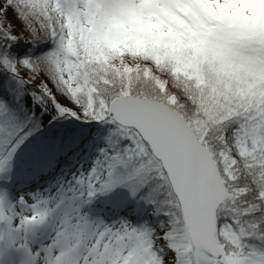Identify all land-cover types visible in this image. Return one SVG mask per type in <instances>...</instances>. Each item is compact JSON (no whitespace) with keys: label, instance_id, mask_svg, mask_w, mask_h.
Segmentation results:
<instances>
[{"label":"snow or ice","instance_id":"6c2138e0","mask_svg":"<svg viewBox=\"0 0 264 264\" xmlns=\"http://www.w3.org/2000/svg\"><path fill=\"white\" fill-rule=\"evenodd\" d=\"M255 17L252 0H0L6 46L25 33L56 45L20 61L0 50V66L40 79L55 99L50 79L75 106L62 114L117 125L109 150L74 182L15 204L0 195V264L13 252L9 264H264V29ZM137 18L187 37L184 50L105 39ZM31 134L0 99V172ZM118 186L162 219L105 223L83 212Z\"/></svg>","mask_w":264,"mask_h":264},{"label":"trees","instance_id":"16d2710c","mask_svg":"<svg viewBox=\"0 0 264 264\" xmlns=\"http://www.w3.org/2000/svg\"><path fill=\"white\" fill-rule=\"evenodd\" d=\"M12 17L15 18L13 11ZM133 20L135 21L134 23H132ZM133 20L125 22L123 25L117 24L113 26L106 37L111 38L114 42L123 41L124 44H153L159 42L161 47L168 45L170 48H175L178 53L183 51L184 45L188 43L187 38L181 41L178 38L170 37L163 39L160 30H154L145 19L138 18ZM12 23L15 25V31H21L22 26L18 20H16V23L13 21ZM119 27L124 30V34L121 35L118 32ZM26 36L27 33H25L24 37L8 41L7 46L4 41H0V50L6 51L10 58L20 61L25 58L46 55L56 47L55 43L46 37L29 40L25 38ZM121 36H123V39ZM198 38L197 36H192V44L195 47H202ZM34 83L35 81L29 82L21 79L3 66H0V99L6 100L13 108L19 109L20 115L27 121L28 128L32 133L14 153L6 169L0 172V179L7 177L6 175L9 174L11 169L14 170V167H18L17 169L21 173H29L31 175L34 174V170L42 167L48 168V162L53 156L74 144L76 153L74 154L72 150V155H74L73 158L78 161L80 167L72 171L66 165L65 168L63 167L64 169L61 168L57 173L58 176L51 179L49 183L56 187L61 186L59 182H74L79 174L90 170L96 161L103 156H97L100 150V143H104L110 148V141L114 138L117 125L107 120H101L93 122V124L88 126V129L82 130L87 123L86 120L72 119L67 115H63L59 108L54 105V99L46 92H38L34 87ZM53 86L55 88L54 84ZM15 90L19 92L18 97L14 95ZM36 92L40 93L42 100L38 99V93ZM55 92L59 97L63 95L56 88ZM15 156L19 157V162H24L25 164H22L21 167L19 165L15 166L13 164L16 160ZM87 165H90V168H86ZM129 192L127 188L118 186L110 192L98 193L95 199L100 195H111L108 198L109 201L114 205L120 204ZM125 204L126 207L117 219L132 220L137 225H140L141 222L142 224L156 225L162 219L157 214L154 205L142 196L133 197L131 195ZM137 213H141V219Z\"/></svg>","mask_w":264,"mask_h":264},{"label":"rangeland","instance_id":"374dc122","mask_svg":"<svg viewBox=\"0 0 264 264\" xmlns=\"http://www.w3.org/2000/svg\"><path fill=\"white\" fill-rule=\"evenodd\" d=\"M252 3H253V4L255 5V7H256V17H255V20H254L253 24H254V26H255L256 29H264V5H260L259 2H258V0H252ZM8 18L11 19L13 22L16 23V19L12 17V10H11V9L8 10ZM137 19H138V18H137ZM145 20H146V19H145ZM155 21H156V18H155V17H152V22L155 23ZM134 22H135V21L133 20L132 23H134ZM153 29H154V30L158 29V30H160V33H164V35H161V37H162L163 39H166L167 37H170V38H178V39H180V41H181V40H184L185 38H187V37H185V36L176 37V36H174V35H170L169 32H168V28H167V27H164L163 25H161L159 28L153 27ZM118 32H119L121 35L124 34V30H123L122 28H120V27L118 28ZM122 37H123V36H121V38H122ZM105 39H107L108 41H110V42H112V43H115V44H124L123 41L114 42V41H113L111 38H109V37H106ZM122 39H123V38H122ZM187 39H188V38H187ZM198 40H199V42H200V38H198ZM41 79H48V77H47V75L45 74L44 76L41 77ZM34 84H35L34 87L36 88V90H37L38 92H40V91H42V92H46V91L44 90V88L40 86V79L35 80V83H34ZM48 88L51 89L52 92H53V94L55 95V99H54L55 103H54V105H55L57 108H59V110H60V106H61V105H68V106H70V107H75V106L72 104V102H71L69 99H67L64 95H62V96L59 97V95L56 94V92H55V88H54V86H53V84H52V82H51L50 79H48ZM38 92H36V93H38ZM46 93H47V92H46ZM14 95H15V97H18V95H19L18 90H15V91H14ZM37 97H38V99L42 100V98H41V96H40V93L37 94ZM52 103H53V101H52ZM63 115H67V116H69V117L72 118V119H77V118H74L73 116H71L70 114H66V113H65V114H63ZM95 121H97V120H87V121H86L87 123H86V122H85V123L88 125V124H90V122H91V124H93V122H95ZM83 128H84V127H83ZM85 129H86V128H84V129H82V130H85ZM107 150H109L108 146H107L106 144H104V143H100V150H99V155H98V156H99V157L102 156V155L104 154V152H106ZM20 156H22V155H20ZM14 158H16L15 162L13 163L15 166L23 164V162H22V163L19 162V157H18V156H15ZM17 163H18V164H17ZM9 172H10V173H14L12 169H11ZM41 177H42V175H40V174L36 175V176H35V180H34V182L27 183V184H25V185L23 186V190H22V192H17V193L15 192L14 200H10V199L8 198V196H7L8 193H9L8 191H4V193H0V195H3V196H4L6 203H12V204H15V203H18V202H19L20 197H25V198H27V199H32V198H33L34 196H36L37 194H41V195H43V194H45V193H51V192H54L55 189H54L53 187L47 186L45 183H43V180H41ZM29 184H30L31 186H32V185H35V186L40 185V186L37 187V190H34L35 187H34V188H30V187H29ZM29 188H30V189H29ZM130 196H131V193L129 192V193L127 194V196H126L125 199H128ZM104 197H105V198H109V197H111V195H104ZM90 203H91V201H90L89 203L85 204V205L83 206V209H82V210H83V212H85V213H86V214H87L92 220H98L97 217H96V215H97L96 211L101 210V209H103V208H106L105 213H103V217L108 216V213H109V211H110V207H108V205H106V204H103L101 199H100L98 202H95V205L97 206L96 208L92 207V205H90ZM15 259H19V258L15 257L13 254L10 255V256L7 258V264H9V261H12V260H15Z\"/></svg>","mask_w":264,"mask_h":264}]
</instances>
